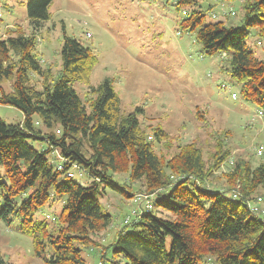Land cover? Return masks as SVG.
I'll list each match as a JSON object with an SVG mask.
<instances>
[{
	"label": "trees",
	"instance_id": "1",
	"mask_svg": "<svg viewBox=\"0 0 264 264\" xmlns=\"http://www.w3.org/2000/svg\"><path fill=\"white\" fill-rule=\"evenodd\" d=\"M52 1L26 3L30 32L15 26L0 35V105L22 114L18 123L0 118V218L18 220L19 231L31 238L44 264H86L82 248L97 247L93 236L111 223L99 195L105 187L129 193L112 178L120 173L129 183L142 181L147 191L133 196L140 211L133 218L126 215L132 219H123L95 264H200L208 257L217 264H264V220L249 208L258 197L264 203V163L252 166L237 158L220 186L212 172L231 155L224 134L215 137L210 161L193 141L177 144L163 158L155 149L166 148L171 135L160 125L145 130L135 112L123 114L109 79L90 86L91 97L82 101L72 84H88L97 62L90 47L63 35L56 72L35 54L36 35ZM174 3L192 6L181 29L194 32L205 54L225 53L230 75L241 84L240 96L264 110V57L246 43L250 30L264 39V0L242 1L241 26L203 23L198 0ZM33 139L44 140L47 148L36 149L29 143ZM53 151L64 159L62 170L46 157ZM71 164L91 181L67 177ZM141 194L149 210L142 206L145 201H134ZM54 200H61L62 208L52 223L37 219L39 209ZM0 264L13 263L0 254Z\"/></svg>",
	"mask_w": 264,
	"mask_h": 264
},
{
	"label": "rangeland",
	"instance_id": "2",
	"mask_svg": "<svg viewBox=\"0 0 264 264\" xmlns=\"http://www.w3.org/2000/svg\"><path fill=\"white\" fill-rule=\"evenodd\" d=\"M28 1L0 0L1 36L15 26L30 32L26 14ZM242 1L198 0L204 12L203 23L222 21L225 25L241 26ZM191 8L188 5L176 8L173 0H53L48 9L49 18L42 22L36 35L35 54L43 67L49 66L56 72L63 35L75 37L89 46L97 62L88 84L74 82L72 87L82 101H86L91 97L90 86L109 79L123 114L135 112L145 130L160 125L171 135V142L164 143L166 148L159 145L155 149L163 158L170 157L177 144L193 141L202 148L205 160L210 161L215 137L224 134L231 155L212 172L215 183L221 186L223 174L237 158L249 160L252 166L264 163V155L255 154L256 144L264 139V110L240 96L241 84L230 75L225 53L205 54L194 32L181 29L180 23L186 17L182 10L189 12ZM229 9L235 14L224 16L222 13ZM246 43L257 56L264 57V39L254 35L253 30ZM35 85L38 87L39 83ZM2 86L7 91L10 89L8 81ZM232 93L236 94L235 98ZM0 118L18 123L22 114L14 107L0 105ZM34 119L38 121L36 115ZM36 125L43 129L40 123ZM29 143L38 150L47 148L44 140L33 139ZM46 157L52 164L59 162L55 151ZM71 172V179L76 182L88 184L91 181L76 169ZM3 173L0 166V176ZM112 178L129 193L122 195L105 187L99 195L101 210L111 215V223L93 236L99 244L97 247L82 248L86 264L100 261L102 246L112 240L124 217L136 208L133 196L147 191L142 181L129 183L120 173H113ZM260 192L264 195V189ZM259 205L264 208L263 202ZM61 208L62 201L54 200L42 206L35 217L51 224L52 217L57 216ZM0 254L13 264H44L41 257L34 254L31 238L19 231L16 219L0 218ZM200 264L217 263L208 257Z\"/></svg>",
	"mask_w": 264,
	"mask_h": 264
},
{
	"label": "built area",
	"instance_id": "3",
	"mask_svg": "<svg viewBox=\"0 0 264 264\" xmlns=\"http://www.w3.org/2000/svg\"><path fill=\"white\" fill-rule=\"evenodd\" d=\"M175 1H177V0H173V2H175ZM182 14L186 16L187 11H186L185 9L182 10ZM222 14H223L224 16H227V15H234L235 12H234L232 9H229V11H227V12H223ZM87 36H89L88 33H87ZM221 86L224 87V85H221ZM231 95H232L233 98L236 97V94H235V93H232ZM259 114L261 115L262 112L259 111ZM255 154L258 155V156H262V155H264V139L261 140V141H259V142L256 144V146H255ZM57 157H58V159H59V162L57 163L56 167H57L58 170H62V169H63V162H64V159L61 158L59 155H57ZM73 169L78 170L80 173H81V171H82L81 168L78 167L76 164H71L70 168L67 169V170L65 171V174H66L67 177H72L73 174H72L71 170H73ZM144 199H146V195L141 194V195H136L135 198H134V201H135L136 203H138V204H141L142 200L145 201V203H144L142 206L144 207L145 210H149V209H150V204L147 202V200H144ZM260 200H261L260 197H258V198H257V201H256L255 203H252V204L249 206V208H250V210H251L252 212H254L255 214H257V216H259L262 220H264V208H263L262 206L259 205ZM139 211H140V210H137L136 208H135V209H132V210H131V213H130L131 216H132V218H133L136 214H138ZM47 217H48V216H47ZM132 218H131V219H132ZM131 219H130L129 216H126V217L124 218V221H123V222H124V223H128ZM98 264H100V263H98Z\"/></svg>",
	"mask_w": 264,
	"mask_h": 264
},
{
	"label": "crops",
	"instance_id": "4",
	"mask_svg": "<svg viewBox=\"0 0 264 264\" xmlns=\"http://www.w3.org/2000/svg\"><path fill=\"white\" fill-rule=\"evenodd\" d=\"M7 4V3H6Z\"/></svg>",
	"mask_w": 264,
	"mask_h": 264
}]
</instances>
